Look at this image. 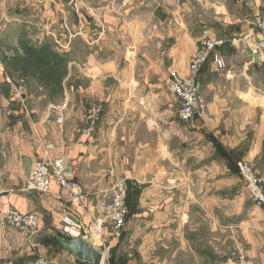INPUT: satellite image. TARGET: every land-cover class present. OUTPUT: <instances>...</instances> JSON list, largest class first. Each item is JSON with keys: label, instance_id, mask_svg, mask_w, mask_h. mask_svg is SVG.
I'll use <instances>...</instances> for the list:
<instances>
[{"label": "crops", "instance_id": "crops-1", "mask_svg": "<svg viewBox=\"0 0 264 264\" xmlns=\"http://www.w3.org/2000/svg\"><path fill=\"white\" fill-rule=\"evenodd\" d=\"M54 1L0 4L16 3L5 19L15 30L34 27L27 19L38 14H84L82 8L66 10ZM102 1L95 0L94 11L113 16V34L126 32L127 39L116 43L125 54L108 60L99 53L95 70L78 84L65 77L49 89L59 91L67 104L62 124L51 113L53 104L32 100L22 134L17 126L16 134L0 138V209L36 212L40 222L32 248L17 230L0 227V264H27L43 248L50 260L80 264L59 243L58 238H67L63 219L87 224L86 213L94 215L99 194L110 193L121 180L127 183L131 211L123 232L136 241L138 227L132 233L129 228L134 221L149 232L142 248L122 264H241L240 257L264 264V211L247 199L235 169L246 163L264 179V51L251 52L254 42L264 41L253 21L257 12L264 16V0ZM123 16L129 23H120ZM204 32L224 39L217 53L225 68L217 70L209 61L201 69L198 81L207 110L187 131L163 79L173 69L188 74ZM99 45L106 47L105 41ZM51 59L52 68L61 62ZM18 95L31 100L28 93ZM92 107L98 109L93 135L83 139L81 127ZM46 157L64 160L67 177L83 190L82 203L67 198L55 183L48 194L25 190L34 163ZM189 208L213 217L199 224ZM106 238L107 244L114 239L110 232Z\"/></svg>", "mask_w": 264, "mask_h": 264}, {"label": "rangeland", "instance_id": "rangeland-1", "mask_svg": "<svg viewBox=\"0 0 264 264\" xmlns=\"http://www.w3.org/2000/svg\"><path fill=\"white\" fill-rule=\"evenodd\" d=\"M56 1L58 6L64 4L66 10L73 6L82 8L84 14L79 16L78 12L74 11L73 14L66 15L63 12L62 15L54 12L53 15L44 17L46 23L43 15L38 14V16L35 15L27 19L28 22L32 19L29 23H33L34 27L28 25L25 28L23 26L21 29L15 30L16 27L13 24L5 23V19L9 20L12 12L10 10L16 7V1L9 4L4 2L0 4V120H2L0 121V138L6 133L16 134L15 129L17 126L21 127L22 134V129L26 127L24 124V122H27L26 117L27 115L31 116L28 102L34 100L35 103H42L43 106L45 103H51L53 104L51 108L62 104L60 92L50 93L49 89L52 86L56 88L58 83H61L65 77L69 80L70 85L75 84V82L78 84L81 78L85 77V73L95 70V66L92 64L96 59L101 58L98 56L99 53H103L105 57L108 56V60L125 54V47L118 49L116 43L118 40L124 39L125 41L127 39L126 32H121L123 34L121 37L117 36V31H114L113 34L110 28H117L116 21L112 19V15L96 14L94 11L95 0H55L54 2L56 3ZM99 2L103 1L99 0ZM18 13L19 11L16 14ZM128 21L129 19L127 20V17L123 16L120 23H129ZM79 22L81 25H78ZM117 22H119V19ZM112 34L113 37H111ZM101 41H105V48H103V45H99ZM38 56L43 57L39 58ZM50 57L53 58L51 61L59 62L61 60V62L56 64L55 68H52L48 62ZM105 68L107 69L108 65L103 69ZM122 69H125L124 65ZM64 82L69 83L66 80ZM164 88L170 94L165 84ZM19 92L30 94L31 100H22V97L18 95ZM51 113L53 115L52 111ZM193 122L181 123L184 130L189 131ZM10 125H12V128H9ZM185 135L186 133H184ZM240 180L238 182L243 185L242 180ZM246 195L250 201L247 192ZM190 209L192 208H189L188 211ZM130 213L131 211L127 208L125 223L118 235L115 237L110 233V238L113 237L114 239L109 240L106 246L107 256L105 258L107 259H105V263L107 264H110L111 253H114L113 262L122 264L125 256L133 255L138 249L142 248L143 234L149 233L139 221L137 223L134 221L129 226L131 233L138 227L139 235L136 241H133L131 237L123 232L126 224L128 225L131 222ZM188 213H192L199 224L206 222V217H213L203 209L190 210ZM172 224V227H174V223ZM35 237L31 239L22 237V242L32 248ZM120 241L122 242L121 245L119 244ZM203 242L205 241L203 240ZM159 244L160 242L156 245L159 246ZM169 245L173 246L171 243ZM37 253L35 257L43 256L47 258L50 255L46 248L37 251ZM51 261L60 264L56 259H51Z\"/></svg>", "mask_w": 264, "mask_h": 264}, {"label": "built area", "instance_id": "built-area-1", "mask_svg": "<svg viewBox=\"0 0 264 264\" xmlns=\"http://www.w3.org/2000/svg\"><path fill=\"white\" fill-rule=\"evenodd\" d=\"M253 21L259 33L264 36V16L257 12ZM224 43V39L212 38L204 32L199 47L188 64V74L184 76L173 69L164 78V84L168 92L177 100V117L182 123H190L195 119L204 117L207 103L198 76L203 66L209 61L217 70L225 68V61L217 53V49ZM261 51H264V41L254 42V48L251 52L258 54ZM66 110L67 104L65 103L52 108L56 123H63ZM97 115L98 109L96 107L88 110L81 130L83 139L91 138ZM237 169L251 203L264 211V179L258 176L246 163L239 162ZM52 183L68 192L67 198H71L78 203L84 201L85 195L80 184L67 177L65 163L61 158L51 159L46 157L35 162L26 180L25 190L37 194H48ZM127 191L125 180L117 182L110 193L99 194V198L94 205V215L89 216L86 213L88 217L87 224L66 217L63 219L62 233L69 239L79 238L84 234L87 235L91 244L103 253L104 262L102 264H107L105 263V259H107L105 258L107 256L106 233L110 232L116 237L123 228L127 212ZM0 227L15 229L22 237L31 239L40 231L39 216L36 212L21 214L11 208L0 209ZM240 261L241 264H252L241 257ZM27 264L56 263L43 256H37L28 261Z\"/></svg>", "mask_w": 264, "mask_h": 264}, {"label": "water", "instance_id": "water-1", "mask_svg": "<svg viewBox=\"0 0 264 264\" xmlns=\"http://www.w3.org/2000/svg\"><path fill=\"white\" fill-rule=\"evenodd\" d=\"M58 240L65 250L80 264H102L104 262L103 253L91 244L85 234L79 238H58Z\"/></svg>", "mask_w": 264, "mask_h": 264}, {"label": "trees", "instance_id": "trees-1", "mask_svg": "<svg viewBox=\"0 0 264 264\" xmlns=\"http://www.w3.org/2000/svg\"><path fill=\"white\" fill-rule=\"evenodd\" d=\"M235 169H237V166L235 167ZM237 172H238V169H237ZM113 256H114V253H111V258H110V260H109V262H110V264H119V263H114L113 262ZM121 264V263H120Z\"/></svg>", "mask_w": 264, "mask_h": 264}]
</instances>
